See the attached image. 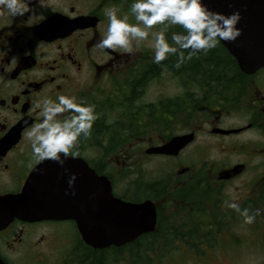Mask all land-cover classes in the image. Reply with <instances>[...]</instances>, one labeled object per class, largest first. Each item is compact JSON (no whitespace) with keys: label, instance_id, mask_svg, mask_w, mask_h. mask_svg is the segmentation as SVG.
I'll list each match as a JSON object with an SVG mask.
<instances>
[{"label":"flooded vegetation","instance_id":"af4514ba","mask_svg":"<svg viewBox=\"0 0 264 264\" xmlns=\"http://www.w3.org/2000/svg\"><path fill=\"white\" fill-rule=\"evenodd\" d=\"M131 2L32 0L31 11L24 16H0V37L7 43L0 45V51L7 49V55L0 56V197L19 195L30 182V188L58 189L60 199L61 187H73L68 175L75 174L82 186L81 175L89 170L110 183L113 198L127 204L151 202L154 230L120 248L93 249L84 244L73 221L13 219L0 229L1 264H118L112 260L118 249L141 253L140 258L147 260L150 254L167 253L149 236L179 238L176 242L198 264H264V69L251 75L238 70L237 78V64L228 54L229 69L202 71L195 91L200 102L189 119L184 92L195 88H184L189 77L184 61L174 67L178 58L170 55L153 63L151 35L139 45L133 41L130 52L97 47L107 29L104 10L113 6L118 16L128 14L129 23H135L129 13ZM182 31L171 26L166 39L171 43L172 32ZM13 56L17 62L9 63ZM164 77L178 84L179 95L142 101L149 86ZM216 80L214 90L206 86ZM58 95L92 104L97 114L90 135L79 138L74 149L78 155L73 158L69 153L63 166L37 162L27 137L41 119L35 103ZM224 113L239 116V122L220 124ZM208 120L212 123L207 133L216 139V162L202 161L205 148H198L197 161L184 164V150L199 132L184 128V122ZM188 134L194 135L192 142L175 156L148 153ZM156 157L170 164L159 176L165 185L156 178L157 184L150 187L137 181L125 186L126 174H138L142 162ZM40 167L43 175L34 179ZM238 167V173L229 176ZM141 187L150 189L151 196L138 198ZM233 198L241 208L261 210L252 224H244L227 208ZM143 241L150 245L142 246ZM157 264H162L161 258Z\"/></svg>","mask_w":264,"mask_h":264},{"label":"clouds","instance_id":"9594fccd","mask_svg":"<svg viewBox=\"0 0 264 264\" xmlns=\"http://www.w3.org/2000/svg\"><path fill=\"white\" fill-rule=\"evenodd\" d=\"M31 2L32 0H0V16H24L31 11ZM117 11L113 6L104 10L108 21L107 29L97 47L101 50L120 48L130 52L133 41L139 45L151 35L152 59L156 64L170 55H176L178 62L174 67L179 68L183 61L191 60L201 52L206 54L221 41H233L240 35L237 27L240 20L238 11L224 15L212 11L202 0H132L129 13L134 17L135 23H129L128 14L118 16ZM177 25L183 31L172 32L169 43L165 34L169 27ZM153 26L160 27L151 31ZM5 44L4 40L0 45ZM6 55L7 49L0 51V56ZM12 62H17L15 56L9 60V63ZM34 107L40 109L41 119L27 132L33 157L37 162L51 160L63 166L69 153L73 158L78 155L74 149L79 138L90 135L97 119L95 106L83 100L77 102L74 96L58 95L55 100L44 97ZM65 113L67 115L62 116ZM75 178V174L70 177L69 187ZM226 206L238 213L246 225L252 224L261 213L260 209L250 211L249 207L241 208L235 198L226 202Z\"/></svg>","mask_w":264,"mask_h":264},{"label":"water","instance_id":"95a60500","mask_svg":"<svg viewBox=\"0 0 264 264\" xmlns=\"http://www.w3.org/2000/svg\"><path fill=\"white\" fill-rule=\"evenodd\" d=\"M212 11L229 15L240 14L237 27L240 35L220 44L235 60L238 69L251 75L264 69V0H202ZM232 131L213 130L229 134ZM193 134L175 137L149 154L175 156L192 142ZM50 162H53L50 160ZM46 165V163H45ZM235 168L229 174H237ZM46 170V168H45ZM44 170V171H45ZM43 168L33 174L41 177ZM69 179L70 176L68 175ZM82 186L75 180L73 187L41 190L27 183L21 194L0 197V229L13 219L27 222L40 220L73 221L84 244L93 249L119 248L154 230L155 213L151 202L127 204L113 198L110 183L89 171L81 175ZM57 198L59 200H57ZM1 264V261H0Z\"/></svg>","mask_w":264,"mask_h":264},{"label":"rangeland","instance_id":"374dc122","mask_svg":"<svg viewBox=\"0 0 264 264\" xmlns=\"http://www.w3.org/2000/svg\"><path fill=\"white\" fill-rule=\"evenodd\" d=\"M178 95V84L169 77H164L162 79H158L156 83L153 82L149 86L142 101L155 102L159 100V96L173 97ZM197 116L198 115H196L194 118H197ZM238 122L239 116L228 113H224V116L222 115V118L220 120V124L226 126H232L234 124H237ZM211 123L212 121L210 120L204 122H184V124L186 125V127L184 128L188 130L196 129L199 131L196 134L195 141L187 149L184 150V164L186 162H191V160H193L194 162L197 161L198 148H205L202 161H206V163L210 164L216 162V159L218 158V152L215 148L216 139L211 134H209V131L207 133V130L211 129ZM200 156L201 155H198V157ZM229 160L234 161V158H230ZM169 166V162L160 159V157L150 159L148 162H142L138 174L125 175V186L127 185V181H137L140 183L145 182L147 184H151V186L156 185L157 182H154L155 179L158 178L159 180V176L163 175V172L166 173L168 171L166 169H168ZM176 241H179V239L174 238L164 241L159 237H152L153 244L157 247H165L164 249L167 253L150 254L149 258L151 260L153 259L154 264H157L158 258H161L162 264H198V262H196L195 260L196 257H193V254L187 251L184 248L183 244H180L179 242L177 243ZM139 256L140 255H138L139 260H137L139 261V263L137 264H142L145 261L150 260L140 258ZM112 260L117 262L118 264H133L132 257L129 254V251L127 252L126 249L120 250L117 254L113 255Z\"/></svg>","mask_w":264,"mask_h":264},{"label":"trees","instance_id":"16d2710c","mask_svg":"<svg viewBox=\"0 0 264 264\" xmlns=\"http://www.w3.org/2000/svg\"><path fill=\"white\" fill-rule=\"evenodd\" d=\"M186 52V50H185ZM216 56H218V58H216ZM230 58L227 51L218 43L217 46L211 50H209L206 54L201 52L199 53L196 57H194L193 60H185L184 61V70H186L189 73V77L188 80L186 82H184V88L186 86H194L195 90H191L189 89L187 92H184V113L188 111V118L192 119V117L194 116V114H196L197 109L198 108V104L200 102V100L197 99V94L195 93L196 91V87L199 85L198 83V76H201L202 71H205L206 74L213 72V70L216 69H229V63L227 61V59ZM199 59V60H198ZM235 70H237V78H238V67L234 66ZM211 77V76H210ZM214 79V78H213ZM219 80H216V82L213 84H209L206 86L207 87H212L214 90V85L218 86V82ZM206 87V88H207ZM208 100H205V102H207ZM194 109V112H190L189 110ZM159 182H161L163 185H165L166 181L159 179ZM158 182V183H159ZM147 184V183H146ZM151 184L148 183L147 187H150ZM165 188V187H164ZM138 198H144V197H150L151 196V192L150 189L147 188H143L141 187L138 190L137 193ZM153 236H149V238H152ZM177 237H163L161 239H163L164 241L167 240H171ZM179 239V238H178ZM180 240V239H179ZM142 246H149L150 243L147 241H143L141 243ZM119 252L118 250H115V254H117ZM129 254L132 257L133 260V264H137L139 263L138 260V255H140L139 257L142 256L141 253H137L130 251Z\"/></svg>","mask_w":264,"mask_h":264}]
</instances>
